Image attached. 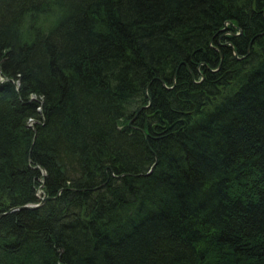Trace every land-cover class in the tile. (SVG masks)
I'll return each instance as SVG.
<instances>
[{"label":"trees","instance_id":"trees-1","mask_svg":"<svg viewBox=\"0 0 264 264\" xmlns=\"http://www.w3.org/2000/svg\"><path fill=\"white\" fill-rule=\"evenodd\" d=\"M0 264H264V0H0Z\"/></svg>","mask_w":264,"mask_h":264},{"label":"water","instance_id":"water-1","mask_svg":"<svg viewBox=\"0 0 264 264\" xmlns=\"http://www.w3.org/2000/svg\"><path fill=\"white\" fill-rule=\"evenodd\" d=\"M167 127H170L169 124H167ZM39 197H40V200H41L40 203L24 205L22 207H18V209H21V208H33V207L35 208V207L40 206L41 204H43L46 201V198H44V197H42L40 195H39ZM14 210H16V209H14Z\"/></svg>","mask_w":264,"mask_h":264}]
</instances>
